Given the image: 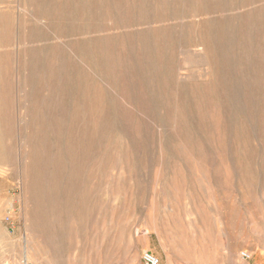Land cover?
Returning a JSON list of instances; mask_svg holds the SVG:
<instances>
[{
	"label": "rangeland",
	"instance_id": "rangeland-1",
	"mask_svg": "<svg viewBox=\"0 0 264 264\" xmlns=\"http://www.w3.org/2000/svg\"><path fill=\"white\" fill-rule=\"evenodd\" d=\"M146 251L264 264V0H0V264Z\"/></svg>",
	"mask_w": 264,
	"mask_h": 264
},
{
	"label": "built area",
	"instance_id": "built-area-1",
	"mask_svg": "<svg viewBox=\"0 0 264 264\" xmlns=\"http://www.w3.org/2000/svg\"><path fill=\"white\" fill-rule=\"evenodd\" d=\"M7 219L9 220V218H7ZM142 261L145 264H160L158 258L155 255H153L152 253L147 252V251L142 254ZM21 264H33V263L27 259H23L21 261Z\"/></svg>",
	"mask_w": 264,
	"mask_h": 264
},
{
	"label": "bare ground",
	"instance_id": "bare-ground-1",
	"mask_svg": "<svg viewBox=\"0 0 264 264\" xmlns=\"http://www.w3.org/2000/svg\"><path fill=\"white\" fill-rule=\"evenodd\" d=\"M29 260H31L34 264H41L40 259H38L37 257H35V259H29Z\"/></svg>",
	"mask_w": 264,
	"mask_h": 264
}]
</instances>
